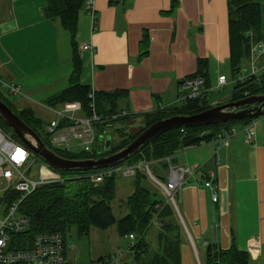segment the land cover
<instances>
[{
  "label": "crops",
  "instance_id": "0c3cea01",
  "mask_svg": "<svg viewBox=\"0 0 264 264\" xmlns=\"http://www.w3.org/2000/svg\"><path fill=\"white\" fill-rule=\"evenodd\" d=\"M114 1L119 3L92 0L95 27L87 4L79 14L78 51L82 62L84 56L90 61H84L79 80L84 77L93 90L126 89L131 112L143 114L176 104L178 82L196 72L199 58L208 59L213 85L225 75L222 67L230 57L227 0ZM256 1L264 31V0ZM45 7L46 0H0V78L40 100L69 87L73 71L70 34L59 20L47 19ZM144 30L149 54L140 59ZM87 43L93 52L81 49ZM235 137L206 163L175 159L193 172L179 190L175 209L186 235L182 264H203L208 243L230 248L232 232L237 247L249 251V264H264V133L256 129L252 144L244 134ZM210 168L217 175L214 189L205 185ZM67 257L69 262L68 250ZM102 257L107 256L92 264Z\"/></svg>",
  "mask_w": 264,
  "mask_h": 264
},
{
  "label": "trees",
  "instance_id": "16d2710c",
  "mask_svg": "<svg viewBox=\"0 0 264 264\" xmlns=\"http://www.w3.org/2000/svg\"><path fill=\"white\" fill-rule=\"evenodd\" d=\"M87 1L46 0L44 11L47 19L59 20L63 28L70 34L73 47V71L70 78V86L51 96L46 100L45 104L49 107H58L67 102H80L83 107V113L88 115L92 112L91 104L94 103L95 110L105 119L103 124L98 126L99 134L104 132L106 134L109 129H113L114 134L119 136V140L113 143L115 137L113 138L110 135L112 138L111 148L108 151L104 150L102 153H99L98 146H95L91 152H70L57 148L53 146L49 135L45 131L47 123L36 115L33 108L25 107L17 110L0 93V98L39 134L47 146L59 155L70 159L99 158L124 148L144 129L158 120L174 115H192L214 106V104L208 102L207 98L209 95L187 98L181 102V105L173 104L143 113L141 129L129 132L127 128L130 127V121L141 114L135 115L129 109L128 90L95 91L91 85L79 82L83 62L78 51L76 34L79 14L87 4ZM227 1L230 44L229 62L232 73L236 77L241 70L243 62L250 59L252 46L258 42L264 44L262 13L260 4L256 0ZM114 3L119 2L110 0V4L113 5ZM171 8L173 9L174 7L172 6ZM139 45V58L147 57L149 54V33L147 30L143 31ZM196 77L203 78L207 87L213 85L208 59L199 58L196 72L180 80L178 86L187 79ZM90 93H93V96H90ZM263 93L264 73L259 75L250 74L245 77L243 82L240 79L236 80L229 102ZM123 111H127L128 114L122 115ZM251 120L253 119L246 118L216 125L174 129L163 133L149 144L141 147L135 154L130 155L127 160L113 166L136 165L140 162L157 161L151 165L153 174L166 183L168 178L160 175L158 169L160 167L169 169L171 163H175V158H171L169 162L166 157L175 156L180 149L196 148L201 147L203 144H211L216 141L219 134L236 129V124H239L240 127L236 130L241 131ZM0 128L11 134L17 141L22 142L1 116ZM100 128L107 129L101 131ZM240 134L243 133L238 135ZM105 137H107V134ZM99 169L61 170L59 173L63 177L68 178L64 183L55 182L38 186L20 205L21 212L30 218V228L27 232L15 235V238H26L31 242L36 234L43 231L59 232L66 238L67 232L73 225L78 226L79 233L83 235L89 234L93 226L100 229H108L117 222L121 235L125 236L130 233L137 235L135 245L129 246L128 249V255L133 257L136 264H182L181 246L186 239L183 226L177 218L176 210L171 203L157 199L156 193L141 185L143 179L149 178L148 175L144 171L136 169L134 175L136 188L126 199L130 213L117 221L112 208V202L116 197L117 174L106 177L102 182L96 184L90 174ZM204 177L208 181L209 177L206 172ZM216 177L214 182H216ZM176 202L178 205V194H176ZM154 222H159L161 225L156 234L157 245L154 246H157L156 249L151 248L147 238ZM20 247H24V245ZM250 258L249 251L241 250L237 247L235 233L232 232V245L230 248L223 249L216 242L206 245L203 264H249Z\"/></svg>",
  "mask_w": 264,
  "mask_h": 264
},
{
  "label": "built area",
  "instance_id": "2783aa9c",
  "mask_svg": "<svg viewBox=\"0 0 264 264\" xmlns=\"http://www.w3.org/2000/svg\"><path fill=\"white\" fill-rule=\"evenodd\" d=\"M92 0L87 1L88 11L92 12V26L96 25V15L91 7ZM84 51H94L89 43L81 47ZM264 57V44L255 43L251 48L252 73L256 75L264 73V64L255 65V62ZM245 79L241 78V82ZM3 84L9 93L16 96L22 95L21 87L13 82H5L0 78V85ZM227 84L226 75H220L217 83L211 86H205V80L201 77L189 78L183 84L178 86L179 96L177 102H182L187 98L204 97V95L220 92ZM185 90L191 93L183 97ZM93 96V93H90ZM214 106L219 105L215 103ZM47 108L55 110L57 117L53 118L45 127L53 146L65 149L70 152H91L97 146L99 138L105 137L99 134L98 126L105 121L95 109V104H91L92 112L83 113V107L80 102H67L63 105V110H56L58 107ZM80 111L79 115H76ZM123 111L122 115H127ZM117 117V116H115ZM264 120V113L254 118L241 131L233 129L224 134H219L213 145L216 149L215 156L224 146H228L230 140L239 133L245 135V142L252 144L255 140L256 129L261 121ZM62 123H64L62 125ZM183 130V129H182ZM102 133V132H101ZM75 146L81 150L75 149ZM166 159L170 162L171 158ZM37 156L23 143L14 139V137L0 128V264H69L67 257V239L59 232H40L35 235L33 240L26 238H15V235L27 232L30 228V218L24 215L20 210L23 200L31 194L38 186L47 183H64L68 178L63 177L59 170L53 169L49 165H43L36 169ZM157 161L140 162L136 165L108 166L100 168L90 174L92 180L97 184L106 177L114 174H124L127 176L135 175L136 169L144 171L154 180V182L163 189L167 197V203H171L177 210L176 194L189 182L192 168L183 165L171 163L166 183L158 179L151 169V165ZM200 168V166H199ZM198 169V168H197ZM208 181L207 187L214 189L216 171L210 168L206 171ZM218 196L215 193L213 200L217 201ZM154 221V220H153ZM125 237L131 241L129 246H134L137 235L130 233ZM24 245V247H20ZM124 254L119 256H107L96 260L95 264H122Z\"/></svg>",
  "mask_w": 264,
  "mask_h": 264
},
{
  "label": "rangeland",
  "instance_id": "374dc122",
  "mask_svg": "<svg viewBox=\"0 0 264 264\" xmlns=\"http://www.w3.org/2000/svg\"><path fill=\"white\" fill-rule=\"evenodd\" d=\"M67 38L69 40V37ZM60 46L61 47L64 46L63 43H61ZM71 47H72V42H71ZM70 50H72V55H73V47ZM83 60L88 63L90 62L89 59H87V56H84ZM227 62L228 63L224 64L222 67V71L225 73L227 77V84L225 88H223L220 92L216 91V93L214 94H209L207 99L210 104L212 102L215 104L228 103L234 91L236 80L247 77L252 73L251 59L243 62L241 70L236 77H234L232 73L229 60ZM262 64H264V57L260 58L255 62V65H262ZM88 73L91 74V69L89 67H88ZM83 78L79 82L86 84L84 83L85 79ZM21 92H22L21 96H16L13 95L12 93H9V91L3 84L0 85L1 95L4 96V98L10 104L13 105V108L17 110H21L25 107H31L35 110L36 115L41 117L44 120V122L47 124L50 123V121L53 118L57 117V113L55 112V110L49 109L44 105L47 98H43L42 100H40V98L30 96L24 90ZM190 93H191L190 90H185L183 93V97L188 96ZM181 104H182L181 102L176 103V105H181ZM56 110H63V107L59 105ZM133 113L135 115H140L139 112H133ZM74 114L79 115L80 111H77ZM141 117H142V113L139 117H135L132 121H130L129 123L130 127L127 128L129 132H134L141 129L142 127ZM235 128L239 129L240 128L239 124H236ZM100 129L102 131L107 128H100ZM262 132L264 133V121H261L257 127V134H260ZM106 134L107 136L112 135L113 138L115 137L113 143L118 142L119 136L117 134H114L113 129H109ZM106 134H103V136H106ZM75 149L81 150V148L77 146H75ZM215 152L216 149L213 145L203 144L200 148H185L178 150L176 152L177 153L176 159H179L182 162H187L188 160L189 161L191 160L193 162L194 160L198 159V163L203 164L207 162L208 158H213L212 156L215 154ZM43 165H46V163H44V161L38 157L36 160V166H35L36 169H39V167ZM206 167H208V164H206ZM158 173L160 175L167 177L169 173V169L160 167V169H158ZM148 177H149L148 179H143L141 181V185L149 188L152 192L156 193L157 199L167 201V197L165 196L163 189L159 187L154 182V180L151 179L149 175ZM116 182H117L116 197L112 202V208L116 220L118 221L120 218L130 213V209L126 203V199L135 190L136 183H135L134 175L127 176L122 173L117 175ZM176 216L180 221L178 212H176ZM160 226L161 225L159 222H154L148 232L147 238L150 242L151 248L153 249L157 248V246L156 247L154 246L157 245L156 234ZM66 239L68 245L67 250L69 251V264H92V260L100 257V255L119 256L122 254H125L124 255L125 258L123 257L124 259H126L125 264H136L134 262L133 257H131V255H128L129 244L131 243V241H129L125 236L120 234L118 230L117 222L108 229H100L93 226L91 227L89 234H83V235L79 233L78 226L73 225L71 226L70 230L67 232Z\"/></svg>",
  "mask_w": 264,
  "mask_h": 264
},
{
  "label": "water",
  "instance_id": "95a60500",
  "mask_svg": "<svg viewBox=\"0 0 264 264\" xmlns=\"http://www.w3.org/2000/svg\"><path fill=\"white\" fill-rule=\"evenodd\" d=\"M263 110L264 93L238 101L219 104L192 115H174L156 121L144 129L127 146L115 153L99 158L70 159L59 155L47 146L39 134L0 98V116L3 120L36 156L43 159L44 163L53 169L59 171L72 169L91 170L116 165L127 160L130 155L135 154L141 147L168 131L183 127L216 125L246 118L254 119L261 115ZM111 143L112 138L110 136L100 137L98 142L99 153L104 150H110Z\"/></svg>",
  "mask_w": 264,
  "mask_h": 264
},
{
  "label": "flooded vegetation",
  "instance_id": "af4514ba",
  "mask_svg": "<svg viewBox=\"0 0 264 264\" xmlns=\"http://www.w3.org/2000/svg\"><path fill=\"white\" fill-rule=\"evenodd\" d=\"M223 104V103H222Z\"/></svg>",
  "mask_w": 264,
  "mask_h": 264
}]
</instances>
